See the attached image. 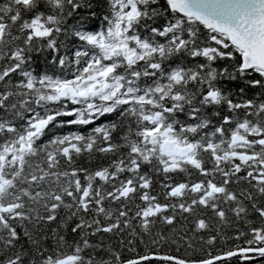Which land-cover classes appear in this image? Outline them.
Segmentation results:
<instances>
[{"label": "snow or ice", "instance_id": "obj_1", "mask_svg": "<svg viewBox=\"0 0 264 264\" xmlns=\"http://www.w3.org/2000/svg\"><path fill=\"white\" fill-rule=\"evenodd\" d=\"M257 257L264 0H0V264Z\"/></svg>", "mask_w": 264, "mask_h": 264}, {"label": "trees", "instance_id": "obj_2", "mask_svg": "<svg viewBox=\"0 0 264 264\" xmlns=\"http://www.w3.org/2000/svg\"><path fill=\"white\" fill-rule=\"evenodd\" d=\"M143 250V248H141ZM161 252H170L171 254L175 255H183V249L179 253L176 252L175 246H172L171 248L163 247L160 249ZM200 255V254H198ZM231 264H241V261H239L236 258H233ZM248 264H264V258L257 257L254 261L248 262Z\"/></svg>", "mask_w": 264, "mask_h": 264}]
</instances>
